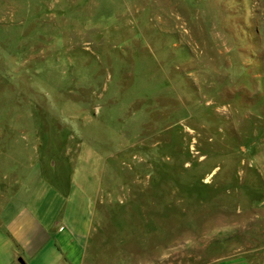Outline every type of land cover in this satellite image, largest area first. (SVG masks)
Here are the masks:
<instances>
[{
	"label": "rangeland",
	"instance_id": "1",
	"mask_svg": "<svg viewBox=\"0 0 264 264\" xmlns=\"http://www.w3.org/2000/svg\"><path fill=\"white\" fill-rule=\"evenodd\" d=\"M62 173L88 264H264V0H0V219Z\"/></svg>",
	"mask_w": 264,
	"mask_h": 264
},
{
	"label": "crops",
	"instance_id": "2",
	"mask_svg": "<svg viewBox=\"0 0 264 264\" xmlns=\"http://www.w3.org/2000/svg\"><path fill=\"white\" fill-rule=\"evenodd\" d=\"M53 184L32 179L15 198L0 222V264H88L97 190L66 179ZM41 183L42 185H39ZM46 183V182H45ZM21 200V201H19ZM11 205V204H10ZM30 207V208H29ZM12 213V214H11Z\"/></svg>",
	"mask_w": 264,
	"mask_h": 264
},
{
	"label": "water",
	"instance_id": "3",
	"mask_svg": "<svg viewBox=\"0 0 264 264\" xmlns=\"http://www.w3.org/2000/svg\"><path fill=\"white\" fill-rule=\"evenodd\" d=\"M17 263L18 264H26L22 258L18 259Z\"/></svg>",
	"mask_w": 264,
	"mask_h": 264
}]
</instances>
